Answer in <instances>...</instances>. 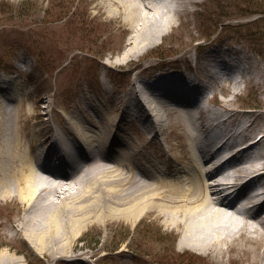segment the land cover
Here are the masks:
<instances>
[{
	"label": "bare ground",
	"instance_id": "obj_1",
	"mask_svg": "<svg viewBox=\"0 0 264 264\" xmlns=\"http://www.w3.org/2000/svg\"><path fill=\"white\" fill-rule=\"evenodd\" d=\"M202 3L203 0H92V7L129 31L126 45L130 49L122 53L119 63H130L134 55L145 53L157 39L165 37L176 22L187 23L184 18L194 16L196 7ZM56 21L59 23L53 41L60 42L70 31L60 23L61 17ZM220 57L215 50L207 51L202 56L205 63L199 65L196 72L201 81L211 82V88L220 87L231 93L219 86L214 77L222 70L218 68ZM254 67L258 69L257 65ZM162 71L158 72L163 85L159 92L170 99V96L179 97L178 103L188 106L189 96L183 88L192 86L194 78L184 74L168 76L166 74L173 71ZM180 80L182 92H175L170 82ZM249 81L239 82L246 86ZM238 86L233 89L239 90ZM1 88L11 97L0 96V217L6 213L5 208L10 207L9 203H14L13 207L22 203L24 217L18 231L36 253L44 254L50 242L51 259L63 261L62 257L72 256L67 253L66 244L75 239L77 231L90 224L107 227L115 222L135 226L161 218L166 223L181 226L179 246L187 253L197 248L201 250L199 255L222 256L244 249L246 258L264 264V130L253 144V154H245L253 147H241L247 137L264 127L263 122L258 127L255 124L258 121L255 112L239 114L228 108L229 101L222 107L223 114L216 112L204 118L209 111L197 105L196 115L187 109L176 110L178 120L171 123V120H161L157 107L164 103L152 94L151 98L145 97L142 104L148 121L141 124L143 144H138L120 131L123 120L112 113L127 115L129 108L112 109L107 117L90 103L62 111L41 109L37 101L31 109L21 104L8 109L10 101L21 97L17 87ZM143 88L133 85V101L142 102ZM236 91L237 95L241 94ZM46 104V108L51 107L49 102ZM90 112L97 120H88ZM138 115H134L133 120L138 119ZM236 119L243 120L244 124L241 120L234 122ZM54 122L59 124L57 129ZM227 122L231 124L229 129L221 127ZM174 125L190 138L176 153L177 163L170 162L168 157L162 161L161 155L144 150L145 146L155 144L152 137L145 136L146 131L158 138ZM214 133L221 139L217 145L210 135ZM44 145L47 146L45 161L41 162L40 147ZM51 162L54 172L66 168L60 173L51 172L48 165ZM229 165L232 174L226 173ZM227 193H235L236 198L227 199ZM257 218H260L257 222L249 221ZM70 231L74 233L69 235ZM241 245L245 247L242 249ZM119 252L124 258L130 253L125 246L120 247ZM78 259L74 256L72 260ZM9 264H22V259L14 257ZM141 264L174 263L147 259Z\"/></svg>",
	"mask_w": 264,
	"mask_h": 264
},
{
	"label": "rangeland",
	"instance_id": "obj_2",
	"mask_svg": "<svg viewBox=\"0 0 264 264\" xmlns=\"http://www.w3.org/2000/svg\"><path fill=\"white\" fill-rule=\"evenodd\" d=\"M203 1L196 7L194 16L184 18L187 23L179 20L145 53H137L130 63H119L122 53L130 49L126 45L129 31L93 8L92 0H0V96L10 97L1 90V86L8 85L17 87L21 97L12 103L13 108L14 104H21L25 109H31L37 101L41 109L62 111L79 109L90 103L95 107L93 109H101L106 117L112 109L129 108L127 115L112 113L123 120L120 131L138 144H143L141 124L148 121L142 104L152 94L164 103V106L157 107L161 120L175 123L178 120L176 110L187 109L196 115L197 105L205 106L204 109L209 111L204 118L216 112L223 114V105L230 101L228 108L239 114L255 112L258 127L264 123V0ZM58 17L70 32L63 35L60 42H55ZM209 50L220 54L218 68L222 70L214 77L219 86L231 90V93L220 87L211 88L208 79L200 80L197 67L205 63L202 56ZM163 69L194 78L192 86L183 88L189 94L188 106L178 103L179 97L170 96V99L160 95L163 85L156 75ZM242 79L250 81L245 86L239 82ZM181 83V80L172 81L170 85L175 87V92H181ZM134 84L144 87L145 93L140 96L142 102L131 99ZM236 84H239L237 91L233 89ZM235 91L241 94L237 95ZM41 98L43 102L39 101ZM46 102L50 108H46ZM134 115L139 118L133 120ZM87 117L88 120H97L92 112ZM129 121L136 123L127 124ZM53 126L57 129L58 122ZM221 127L229 129L231 124L227 122ZM262 130L264 127L244 141L256 137ZM144 134L147 138L152 137L155 143L151 147L145 146L144 150L161 155L162 161L168 157L172 163L178 162L176 153L190 140L185 131L175 125L172 130L166 128L164 135L158 138L149 131ZM226 171L232 174L230 165ZM9 204L6 213L0 217V264H9L14 257H21L22 264H141L147 259L174 264H257L243 255V247L248 244L241 245L243 250L222 256L199 255L197 253L201 250L197 248H194L195 252L187 253L179 246L181 226L166 223L161 218L135 226L115 222L107 227L90 224L77 231L75 239L66 244L71 257L64 256L63 261L52 260L50 242L45 253L38 254L18 231L24 217V205L20 202L14 207V203ZM258 220L260 218L249 221ZM70 232L69 235L74 233ZM122 246L130 252L126 258L119 252ZM74 256L79 259L73 261Z\"/></svg>",
	"mask_w": 264,
	"mask_h": 264
}]
</instances>
